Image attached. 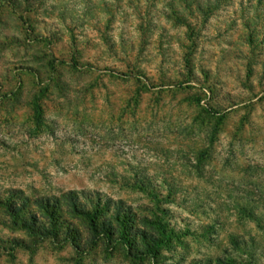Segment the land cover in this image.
Masks as SVG:
<instances>
[{"label": "rangeland", "instance_id": "1", "mask_svg": "<svg viewBox=\"0 0 264 264\" xmlns=\"http://www.w3.org/2000/svg\"><path fill=\"white\" fill-rule=\"evenodd\" d=\"M70 192L125 202L129 244L45 234ZM249 252L264 264V0H0V264Z\"/></svg>", "mask_w": 264, "mask_h": 264}, {"label": "trees", "instance_id": "2", "mask_svg": "<svg viewBox=\"0 0 264 264\" xmlns=\"http://www.w3.org/2000/svg\"><path fill=\"white\" fill-rule=\"evenodd\" d=\"M137 79V78H136ZM135 84L138 85V88L144 92H141L140 90L135 93L132 100H138L142 98V94H147V87L142 85L143 90L139 87V84L141 85V81L139 79L136 80ZM210 116V113H208ZM203 158V155H198V161ZM64 202H66L68 209L70 208V217L71 221L69 222V219H66V215L69 212L64 210V205H60L57 202H55V206L50 204V202L47 203L46 208L48 206H51L49 209L47 208V213L49 215V221L50 223L48 225H42V229L47 231L45 234H48V236L56 237L60 233V227H64L67 229L68 232H71L73 234L72 237H69L66 239L68 242H71V244L77 249L80 250L81 246L77 243L76 238L78 236L80 237L81 232L74 228L71 223L73 221H78L81 223L82 227L87 230V232L92 236L93 239L97 240H107V241H114V242H121L122 244H129V236L130 233L127 231V224L125 220L128 217V215L131 213V208H127L125 202L119 201L115 204L110 203L104 206L100 200L98 202H94L91 198H88L84 195V193L79 194L76 192H70L63 195L61 198ZM60 200V199H58ZM85 200V203L83 204L82 201ZM89 205V206H88ZM53 206V208H52ZM113 208L115 210V216L113 217H107L105 214L108 215L110 212V209ZM243 212L247 211V207H241ZM67 209V208H66ZM124 209V212H121ZM122 215L125 216V218L122 217ZM68 218V217H67ZM73 219V220H72ZM28 225V224H27ZM26 227V226H25ZM30 230L31 226H29ZM41 235V234H40ZM47 236V237H48ZM118 236V238H117ZM143 238L145 237L144 233H142ZM237 243L239 240H235ZM234 241V243H235ZM254 242V240H252ZM242 244L246 245V242H243ZM159 245V244H157ZM253 245V244H252ZM152 245H148L147 248L151 251V254L153 255L154 251L151 249ZM239 246V244H238ZM157 252V251H156ZM249 262L248 264H254V261H256V256L254 253L248 254ZM221 263H224L222 261H219Z\"/></svg>", "mask_w": 264, "mask_h": 264}]
</instances>
